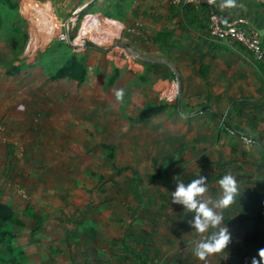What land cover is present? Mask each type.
<instances>
[{"label": "crops", "instance_id": "crops-1", "mask_svg": "<svg viewBox=\"0 0 264 264\" xmlns=\"http://www.w3.org/2000/svg\"><path fill=\"white\" fill-rule=\"evenodd\" d=\"M81 1L88 4L92 0ZM62 2L65 6L69 4V0H62ZM148 2L149 5L152 2L165 7V13L160 14L162 16L159 19L160 26L154 29L155 32L152 33L154 36L150 40L146 39V36L141 39V43L147 41L149 44L146 43L142 46L140 43V46L143 49L153 47L157 57L162 55V58L170 59L174 63V71L178 80L181 81L182 99L179 103L183 106L208 105L212 115H215L213 109L215 111L222 110V107L230 103L235 110L232 115L235 127L248 129L255 140L254 147L248 148L238 139L224 140L222 138V151L218 153V156L208 152L205 158L203 155L197 160L194 159V155L193 159L186 162L182 161L180 152L186 144L179 145L177 135L172 137L168 143L163 141L161 146H158V149H162L161 152L164 154L160 165H164L165 162L170 169L177 172L183 171L191 176L192 180L197 178L200 171H204L208 167L212 168L214 166L212 164L218 159L222 165H217L219 172L213 169L212 173L216 180L229 173L235 176L240 192L233 204L220 210L224 216L221 226L227 225L232 233V240L227 246L229 252L210 254L205 260L195 256L193 242L200 238V234L194 231L191 226L194 214L186 210L183 205L173 203L171 193L160 194L159 200L151 199L155 211L149 212L143 221L146 222L144 219H149L152 223L151 226L148 224L146 229L140 233L137 232V227L142 225L141 218L145 216L146 212L142 209L144 204H147L145 196L142 194L137 195V211L132 212L123 209V204H120L122 201L115 199H112L114 202L106 201L110 210L100 209L99 206L92 207L94 210H86L85 204L92 200V196L82 197V194L80 197L72 198L70 206H68L69 211L66 210V203H63L62 207L54 208L50 204V208H48L43 203L44 199L39 196V193L44 190V185L49 186L53 183L58 185V187L53 186L52 192L48 194L50 203L55 201L53 194L58 188L74 186L77 181L76 176L83 174L84 143L89 144L91 151L93 142L92 139L91 141L84 139V136L86 138L89 135L84 131L83 126V121L86 120L81 110L84 98L74 87L75 82L67 78L46 81V76H44L42 81L45 86L50 87L49 93L36 94L35 90L38 89L39 86L36 87L38 84L35 85L30 81L31 78L28 79L30 83L26 84V88H24L27 90L24 92L26 95L23 94L26 97L14 100L15 108L12 109L11 117L8 118L7 114H3L0 101V186L4 191L5 186H9V182H12V187L17 189L11 196L15 201H12L11 206L13 210L18 209V215H16L25 223V227L19 232L37 225L22 215L26 206L31 204L42 219L37 226L38 232L40 230L41 234L50 233L51 235L54 233L46 245L39 247L44 252V264L45 261L48 262V259V264H225L230 262L227 261L228 259L232 260L241 255V247L244 242L255 239L264 230V105H262L264 98L253 99L249 84L253 83L252 87L257 90L259 78L264 87V77L258 72L257 65L250 67V72L255 74L254 81L247 71L235 70L231 64L232 58L236 55L240 57V60L247 57V62L250 64L253 61L250 56L231 45H226L227 43L224 44L226 47L223 49L222 42L216 43L210 40L207 36V24L205 25L207 21L206 7H200L202 4L195 6L183 3L173 4L170 0H148ZM252 2L264 5V0H236L234 7L225 8L230 9L235 17L240 15L238 17L245 18L246 26L250 30L257 31L263 43L264 12L256 6H252ZM126 3L127 0H94L92 5L86 6L84 10L87 14L90 9H94L95 12L102 8L103 4L105 8L109 9L116 4L126 6ZM223 4L224 0H218L215 3L219 13H222ZM127 8L129 6L125 7V9ZM111 10L112 8L107 12L112 13ZM102 13L105 14L104 11ZM201 24L202 29L199 28ZM87 26H89L88 23L84 22L81 28L85 30ZM165 31H169V38H166L165 35L161 36ZM87 32L89 30L85 33L82 30L77 40H85ZM195 43H198L197 51L191 49L194 48ZM178 55H181L185 61L178 60ZM125 60V64L132 66L129 59ZM131 62L133 66L136 64L140 66L138 63L135 64L132 59ZM158 63L160 65H157ZM156 65L161 66L160 68H167L166 61L163 60L157 62ZM35 69L41 68L36 67ZM68 81H72V83L68 84ZM113 82L114 79L109 85H112ZM238 82L239 84H237ZM169 83L170 78L166 72L163 77L157 80L156 85L163 86L168 90ZM10 92L11 94L5 93V99L17 97L14 92ZM172 98L174 97L172 96ZM19 100L25 102L32 100L31 110L25 107L27 110L23 108L22 111H19ZM148 103L161 104L157 101L144 100L142 105ZM217 105L220 108H215ZM235 105L244 107V109L241 108L242 112L239 116L236 110L238 107ZM97 117L98 115H96ZM208 128L209 126H206V131L200 138L193 137L198 146H192V152L204 150L200 149L203 147L200 144L214 140V133ZM111 144L114 146V143ZM168 158L171 160L170 162ZM202 158L204 160L201 162ZM117 160L118 156L115 160L113 159L114 168L112 169L122 166L134 169L131 165H116ZM155 165L153 167L156 171L158 167ZM180 165L179 171L176 167ZM134 171L137 172L136 169ZM148 174L151 172L148 171L142 175ZM160 174L165 177L163 181L154 184L147 183L153 187L162 186V184L169 185L165 184L166 179L169 180V177L165 175V169H162ZM101 176L103 177L101 180L95 177L97 181L100 183L107 180L108 183H103L105 187L102 186L99 189L100 193L113 189L114 187L109 188L108 184L110 183L116 185L117 189L122 186L114 179L108 180V177ZM129 179L128 188L132 190L135 187L139 190L141 185L132 182V176ZM183 181L185 182V179ZM158 183L160 185H156ZM170 186L176 187V182L174 185H171L170 182ZM242 186H245L244 190ZM167 189L173 192L168 186ZM36 190L40 192H35ZM72 194L69 197L73 196ZM209 197L214 200L213 195H209ZM60 208H63L61 211L66 212L64 225L60 227L56 224L49 225L48 220L53 217L58 218L57 216L61 213ZM124 217H127L126 221L123 220ZM68 224L73 226H68ZM67 229H69L67 234L57 242L56 238L58 237L55 235L59 234L60 230ZM213 231H218V229L210 228L205 235ZM136 254L143 257H136ZM256 260L258 264H264V261L257 258Z\"/></svg>", "mask_w": 264, "mask_h": 264}, {"label": "rangeland", "instance_id": "rangeland-1", "mask_svg": "<svg viewBox=\"0 0 264 264\" xmlns=\"http://www.w3.org/2000/svg\"><path fill=\"white\" fill-rule=\"evenodd\" d=\"M29 1L11 0L10 3H14L13 7L0 3V101L2 102L3 114H7L8 118L11 117L12 109L15 105L14 100L26 97L23 96V94L26 95L24 92L27 91L24 88H26V84L30 83L28 80L30 78L32 83L38 84L36 87L39 86L35 90L36 94L45 95L49 93L50 87L45 86L42 77L46 76L48 71L58 65L63 56L66 57L72 52L83 56L87 69L83 83L80 85L73 83L78 93H81L84 98L81 110L86 120L83 121V126L84 131L89 134L86 138L84 136V139H87V141H91L92 139V150L90 151L89 144L85 142L82 176H76L77 181L71 188L65 186H62L61 189L58 188L53 194L55 198L54 202H48V194L52 192L53 186L58 187L53 182L49 186L44 185L42 192L39 190L35 191L40 192L39 196L44 199L43 203L48 208H50V204L54 208L56 206L62 207L63 203H66V210L69 211L68 206H70L72 198L80 197V194H82V197L92 196V200H89L85 204L86 210H94L92 207L97 208L98 206L100 209L108 210L109 205L106 201L114 202L112 199H115L122 201L120 204H123V209L125 208L127 212L128 210L130 212L137 211L138 199L133 191L128 188L130 183L129 177L133 176L134 169L140 174H145L148 171L153 173L155 171V167L153 166L156 164L155 166L159 170L165 169V175L170 179L183 173V171L177 172L174 169H170L169 165L165 162L164 165H160L164 154L161 152L162 149H158V146H161L163 141L168 143L176 135L178 136L179 145L186 144L184 149L182 148L180 151L183 162L193 159L194 155V159L197 160L203 155V158H205L208 152L218 156V153L222 151V138L224 140L229 138L238 139L246 147H254L255 140H253L252 134L248 129L236 128L231 123L232 121H228L230 126L224 125L226 119H223L224 117L222 116L212 115L207 107L208 105H181L179 103L182 99L181 81L178 80L177 74L174 71V63L170 59L162 58V55L157 57L158 55L154 53L153 47L143 49L140 46L142 38L146 36V39L150 40L154 36L152 33L155 32V28L160 26L159 19L162 17L160 14L165 13V7L158 6L152 2L149 5L148 0H127L126 6H129L127 9H125L126 6L117 4L107 9L108 7L105 8L106 3H104L105 5L103 4L102 8L97 9V11L94 12V9H90L89 13L84 14L86 5L89 7L94 0L89 1L88 4H85L86 2H82L81 0H69V4H66V6L62 0H35L40 4L50 7L51 13L58 20L56 32L43 43L41 40H37L39 35L34 16H32V12H30L28 6ZM80 7L84 11L81 10L78 16L72 15V11ZM111 8L112 13L107 12ZM103 11L105 14L102 13ZM84 22L89 25L85 30L81 28ZM12 26H17L20 33H26L28 37L21 51L19 49L23 43L20 35L16 36L18 39L17 49L12 50L10 48V41L14 36ZM82 30L84 33L87 30L89 32H87V37L83 44L79 45L81 40H77V37ZM149 31L151 32L150 34ZM61 34H66L65 40L60 39ZM146 43L147 41H143L141 45L143 46ZM67 45L71 51L66 47ZM197 45L198 43H195L194 48L191 49L197 51ZM224 47L226 46L222 44L223 49ZM192 53L195 54V52ZM181 57V55H178V60H184ZM125 59H129V63L132 66L125 64ZM131 59L135 64H140V66L137 64L133 66ZM232 59L231 65L235 70L239 72L242 70L247 71L254 81L255 74L254 72H250V67H256L257 62L252 60L253 62L250 61L252 63L250 64L247 62V57L240 60V57L237 55ZM162 60L166 61L167 68L165 69L157 66L160 63L155 66L157 62ZM36 67L41 69L36 70ZM114 69H118V72L114 73ZM166 72H168V77L170 78L168 90L163 88V86L156 85L157 80L163 77ZM110 75H114L112 85L108 84ZM201 79L204 80L202 77ZM222 82L224 81L222 80ZM69 83H72V81H68ZM249 84L253 99L264 98V87L259 78L257 90H254L252 87L253 83ZM119 90H123L122 99L116 96V92ZM10 91L14 92L17 97L5 99V93L11 94ZM164 91L170 94L168 98L160 96ZM220 99L222 100V98ZM144 100L166 103L167 108L157 116L146 120H139L137 114L143 106ZM31 101L25 102L19 100L20 105L18 110L22 111L23 108L24 110L30 108L31 110ZM257 108L259 109L260 107ZM96 115H98L97 118ZM206 126H209L208 130L210 129L214 133V140L201 143L200 145H203V147H200V149L204 150L192 152L191 147L198 146L193 137L200 138L203 135L202 133H205ZM222 128H226L227 132L223 131ZM111 143H114L113 158H110L108 150L102 147V144L112 145ZM116 156H118L116 165H131L134 169H127L124 166L112 169L114 168L113 159L115 160ZM212 165H214L212 168L209 169L208 167L204 171H200L198 176L203 175L208 178V191L204 194V197L208 198L209 195H213L215 200L219 198L222 189L217 182L219 180H216L215 175L212 173L213 169L219 172L218 166L222 164L218 159ZM180 168L181 165L176 167L179 171ZM93 173L104 175L108 177V180L114 179L121 183L122 186H120V189H117L116 185L114 186L110 183L108 184L109 188H114L100 193L99 189L102 186L105 187L103 183L108 182L105 180L99 183L96 179L97 177H93ZM167 183L169 182L166 181L165 184ZM171 185H174V182ZM12 186V182H9V186H5L4 191L0 186L2 190L0 191L1 197L10 204L15 202L11 196L17 190ZM167 186L173 192L175 191V186L162 184V186L153 187L147 182H144L139 187V195L145 196L147 204H144V208L142 209V211L146 210V212L145 216L141 218V227H137L138 233L146 229L148 224L151 226L152 222L149 219H144L146 222L143 221V218L149 212L155 211L151 201L155 199L159 200L160 194L172 193L167 189ZM161 187L164 188L162 189ZM244 188L245 186H242L243 190ZM71 194L73 196L69 197ZM66 197L69 198L64 200L65 202L62 201ZM71 206L74 207L75 205ZM115 206H118V204H115ZM61 210L63 208L59 209V211ZM14 212L18 215V209H15ZM65 215L66 212L61 211L57 216L58 218H49L48 224H56L58 227L64 225ZM126 219L127 217L123 218L124 221ZM68 226L72 227L73 225L68 224ZM30 229L18 232L16 243L24 250L27 264H44V252L39 247L40 245H46L54 233L53 235L50 233L41 234L40 230L38 232V230L34 231V228ZM69 229L60 230V233L55 235L58 237L56 238L57 242L67 234ZM48 262L45 261V264H48Z\"/></svg>", "mask_w": 264, "mask_h": 264}, {"label": "trees", "instance_id": "trees-1", "mask_svg": "<svg viewBox=\"0 0 264 264\" xmlns=\"http://www.w3.org/2000/svg\"><path fill=\"white\" fill-rule=\"evenodd\" d=\"M218 1V0H217ZM215 1L211 7L208 6V4H202L200 5V7H206V12H207V16H206V22L205 25L208 27V23H209V18H210V13H216L219 17L220 20L222 22L227 21L230 18H234L235 16L232 15L231 10L227 9V8H222V13H219L216 9L215 3L217 2ZM11 0H0V3H4L7 4L8 6L10 5V7L14 6V3H10ZM256 6V8H258L259 10L264 12V5L261 3H253L252 2V6ZM84 14L86 13L83 12ZM240 16V15H238ZM236 16V17H238ZM242 16V15H241ZM202 24L200 25L199 28L202 29ZM243 27L248 28L246 26V24L243 25ZM249 29V28H248ZM12 32L14 33V36L12 37L11 41H10V48L12 50H16L18 47V39L16 36H21L22 37V46L20 47V51L23 49L26 41H27V35L26 33L22 32L20 33L19 29L17 26H12ZM20 33V34H19ZM161 34V33H160ZM164 35L166 36V38H169L170 33L169 31H165L164 34H161L162 37H164ZM207 36H209L211 41H215L217 43L222 42L223 44H230L231 46L235 47L237 50L244 52V54L250 56L251 60H254L255 62H257V68H258V72L264 77V60H259L257 59L253 53L247 48L245 47L242 43L239 42H231V41H226V40H218V39H213L211 38V36L209 35V32L207 31ZM261 46L262 49L264 50V42H261ZM70 51L71 49L69 48V46H66ZM18 50V51H19ZM84 57L83 56H79L76 53H69L66 57L63 56V59L59 62L58 65H56L52 70L48 71L46 73V81H56V80H60L61 78H67L70 80H73L76 85H80L81 83H83V81L85 80V76H86V65L85 62L83 61ZM118 72V69H114V73ZM202 72V71H201ZM114 75H110L109 80H108V84H111L114 77ZM161 97H167L170 96V94L165 93V91L160 95ZM230 104V103H229ZM225 105V107H222V110L218 109V111H215L213 109V113L218 116V117H224L223 119H226V121H224V125L226 126H230L228 121H232V115L234 110V106L232 104L230 105ZM262 105H264V103H262ZM236 107H238L237 105H235ZM167 108V104L166 103H161V104H156V103H148L146 105L143 106V108H141L137 114L138 119L140 120H146V119H150L154 116H157L158 114L162 113L163 111H165ZM215 108H220L218 105ZM241 108L244 109L243 106H239L236 110H237V115L239 116V114H241ZM232 124H234L233 122H231ZM223 131L227 132L226 128H222ZM102 147L104 149L108 150V154L110 158H113V151H114V147L113 145L110 144H102ZM204 159H201V161H203ZM168 161L170 162L171 160L168 158ZM171 164V163H170ZM164 169V168H163ZM161 171V170H160ZM160 171L157 169L154 173L148 174V175H142L138 172H134L133 176H132V182H137L138 185H142V183L144 181L148 182L149 184H154L156 182H161L165 179L164 176H162L160 174ZM184 174V175H183ZM183 174L181 173V175H178L175 179L180 181V180H184L185 179V183L190 182L192 180L191 176H188V174H185V172H183ZM1 175V172H0ZM93 176L97 177L99 180H101L103 177L101 175H97V174H92ZM175 179H166V181L168 180V184L170 185V182L173 183L175 182ZM133 193L136 195L139 194V190L138 188L132 189ZM0 191L1 188H0ZM138 198V197H137ZM24 217L28 218V220H31L32 222H34V225L37 224L34 227V231L38 230L39 224L41 223V217L40 215L34 211L33 206L31 204H28L26 206V208L23 211L22 214ZM34 220V221H33ZM25 227V223L22 221V219L20 217H18L11 204L4 201L3 198L1 197V193H0V264H27V260H26V256H25V252L24 250L16 243L17 241V237H18V232L23 229ZM252 243L253 245L249 244ZM252 246H254V249H252ZM261 249H264V230L261 233V235H259L258 237H256L253 240L250 241H246L244 242L243 246L241 247V255L237 258H234L232 260H227L230 261L228 263H232V262H239L241 261L240 259L243 256H249L250 257V261L248 264H252V259L253 258H257L260 261H264V254H260L259 251ZM222 252H229V250L226 248L222 251H220V253ZM136 257H140L142 258L143 256L140 254H136Z\"/></svg>", "mask_w": 264, "mask_h": 264}, {"label": "clouds", "instance_id": "clouds-1", "mask_svg": "<svg viewBox=\"0 0 264 264\" xmlns=\"http://www.w3.org/2000/svg\"><path fill=\"white\" fill-rule=\"evenodd\" d=\"M235 3L236 0H224L223 6L234 7ZM116 96L122 99L123 90L117 91ZM207 181L208 178L203 175H199L188 183L175 179L176 188L171 193L173 203L183 205L186 210L194 214L191 226L200 234V238L193 242V252L201 260L226 249L230 244L232 233L227 225L221 226L224 216L220 210L233 204L240 192L237 179L229 173L218 181L222 189L220 197L216 200H212L211 197L205 198L204 194L208 191ZM210 228L218 229V231L205 235ZM259 253L264 254V249H261ZM252 264H258L256 258L252 259Z\"/></svg>", "mask_w": 264, "mask_h": 264}, {"label": "built area", "instance_id": "built-area-1", "mask_svg": "<svg viewBox=\"0 0 264 264\" xmlns=\"http://www.w3.org/2000/svg\"><path fill=\"white\" fill-rule=\"evenodd\" d=\"M173 4H187L190 6H195L197 4H208L209 7L217 0H170ZM84 7V6H83ZM82 8H76L72 11V15L78 16ZM246 19L243 17L230 18L227 21L222 22L220 17L211 12L207 31L213 39L226 40L231 42L242 43L247 47L253 55L259 59L264 60V50L261 46L260 35L255 30H250L243 27L246 24ZM60 39H66V34H61ZM239 262H232L225 264H248L250 261L249 256H243Z\"/></svg>", "mask_w": 264, "mask_h": 264}, {"label": "bare ground", "instance_id": "bare-ground-1", "mask_svg": "<svg viewBox=\"0 0 264 264\" xmlns=\"http://www.w3.org/2000/svg\"><path fill=\"white\" fill-rule=\"evenodd\" d=\"M28 6L30 8V12H32V16H34L35 19V25L39 35L37 40H41V42L45 43L51 37V35L56 32V24L58 20L51 13V8L47 5L40 4L35 0H30L28 2ZM83 42L84 39H81L79 45H82Z\"/></svg>", "mask_w": 264, "mask_h": 264}]
</instances>
